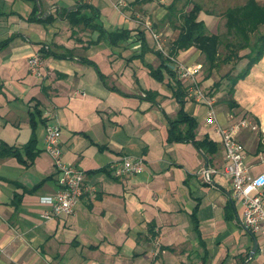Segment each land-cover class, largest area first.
I'll use <instances>...</instances> for the list:
<instances>
[{
  "label": "crops",
  "instance_id": "1",
  "mask_svg": "<svg viewBox=\"0 0 264 264\" xmlns=\"http://www.w3.org/2000/svg\"><path fill=\"white\" fill-rule=\"evenodd\" d=\"M124 1L121 14L118 0H0V142L22 151L34 138L36 153L29 166L0 159V264H264V237L242 228L230 181L218 174L208 184L202 180L203 167L226 165L205 106L188 98L144 26L152 19L170 47L179 34L166 20L173 0ZM192 1L201 6L206 29L221 10L247 2ZM81 6L97 10L104 31L129 35L111 42L73 26L69 14ZM41 51L50 55L36 77L27 61ZM176 57L200 67L195 47ZM176 81L186 92L183 102ZM210 82L213 88L218 81ZM181 109L196 124L194 140H207L210 152L169 140V121ZM241 119L255 127L236 140L256 177L264 174V54L236 82L231 101L216 107L223 127ZM48 124L60 129L63 162L84 177L73 213L45 220L49 208L40 199L55 194L59 177L44 151ZM123 158L142 159V171L113 176L110 165Z\"/></svg>",
  "mask_w": 264,
  "mask_h": 264
},
{
  "label": "built area",
  "instance_id": "2",
  "mask_svg": "<svg viewBox=\"0 0 264 264\" xmlns=\"http://www.w3.org/2000/svg\"><path fill=\"white\" fill-rule=\"evenodd\" d=\"M121 8L126 4L121 0L118 4ZM138 17V16H136ZM146 28V27H145ZM159 52L170 60L171 69L176 78L187 83L188 98L205 106L206 124L218 137L225 153L226 165L221 170L203 167L200 170L202 180L210 183L212 175L218 174L230 181L231 198L239 200L242 205L240 224L242 228L254 235L264 237V174L253 177L249 174V167L245 164L243 146L236 140L242 129L254 130L246 119H241L229 126H221L216 121L214 98L207 95L200 87L198 66H188L177 59L165 54L158 38L153 35ZM43 57L40 52L30 56L27 67L31 74L39 77L43 67ZM44 151L50 156L53 166L59 174L58 190L52 196L42 197L40 203L47 206L49 211L44 213L45 220L54 217L65 216L73 213L77 208L82 195L81 184L84 173L80 168L68 165L62 160L60 147V129L57 125L48 124L45 127ZM260 162L264 156H259ZM142 159L123 158L120 163L110 165L113 176H131L142 171ZM264 250V249H263Z\"/></svg>",
  "mask_w": 264,
  "mask_h": 264
},
{
  "label": "trees",
  "instance_id": "3",
  "mask_svg": "<svg viewBox=\"0 0 264 264\" xmlns=\"http://www.w3.org/2000/svg\"><path fill=\"white\" fill-rule=\"evenodd\" d=\"M179 2H181V0H173L167 7L168 15L166 20L172 24L173 20L177 19L176 13L181 12L179 14V18H181L182 22L179 27L178 37L169 47V53L171 55L176 56L181 51H185L190 47H195L207 63L208 69L206 77L208 78L212 71H214V69H216L220 64L228 65L231 62H238L239 58H243L242 56H239L238 53L245 49H249V53L244 57L248 61L247 64L229 83L228 94L232 96L236 82L243 79L250 72L251 68L261 60V57L264 54V34L258 35L256 38V42H259L258 44L255 43V46L252 48L250 45L251 33L255 32L258 25H264V5L260 6L253 0H247L243 6L230 9L228 8L223 13L226 27L225 37L228 40L226 43H222L219 35L207 34L204 22L198 19V15L202 11V8L198 3H195L192 0H185L181 9L178 10L177 4ZM189 6H191L190 9L186 11V13L182 14V11ZM83 10L88 11L89 15L81 13ZM68 18L73 26H83L84 28L97 30L101 35L108 37L111 42L125 40L129 35L126 31H122L120 33H108L104 31L102 26L97 22L99 20L98 12L93 7L81 6L74 13L69 14ZM139 34L143 46L147 49L148 45L143 32H140ZM221 45H223L227 53L226 55L220 56L219 48ZM4 46H6V43L2 47ZM40 53L43 59L50 55L48 52L44 51H41ZM159 55L162 57L160 53ZM162 63H164V66L167 67L164 61ZM151 73L153 75H157L154 71ZM176 84V96L181 102L182 98L186 96V92L178 81H176ZM220 85L221 83L218 81L213 85V89H218ZM182 127H184V134ZM195 128V122L191 120L181 109L179 111L178 118L174 121H169V140L171 142L190 141L197 149H199L200 152H210L212 146L207 140L202 142L194 140ZM34 148V138H31L27 146L22 151L0 142V159L5 157H14L17 158L23 165L29 166L31 165L30 161H32L36 155ZM22 153L24 154L26 160L22 159ZM27 160H29V162Z\"/></svg>",
  "mask_w": 264,
  "mask_h": 264
},
{
  "label": "rangeland",
  "instance_id": "4",
  "mask_svg": "<svg viewBox=\"0 0 264 264\" xmlns=\"http://www.w3.org/2000/svg\"><path fill=\"white\" fill-rule=\"evenodd\" d=\"M121 0H118V3L120 2ZM126 6H127V3L122 0ZM185 1V0H183ZM184 2H179L177 4V9L180 10L182 5H183ZM118 9H119V12L122 14L123 12V8H121L119 5H117ZM190 9V6L185 8L183 11H182V14L186 13V11H188ZM219 9V8H217ZM215 9L213 10L214 12H218V10ZM224 10V9H223ZM181 12H177L176 13V16H177V19H174L173 20V24L175 26V28H173V32L176 31H179V27L180 25L182 24L181 22V18H179V14ZM221 13H224V11L221 10ZM217 21L216 24H210L208 26V29H207V34H213V35H219L221 37V40H222V43H226V41L228 39H226L225 37V34H226V29L224 27V22H225V19L224 17H217L215 19ZM163 22H167V21H164ZM152 19H146V21L144 22V26L146 27V30L148 32V34L151 36L153 42H154V38H153V35H155L158 39V42L159 44L161 45L162 47V50L165 54H169L170 57L174 58V59H177L178 61H180L176 56H173L169 53V45H168V42L165 40L167 38H165L164 35H162L161 37L153 30L152 28ZM261 34H264V25H258V27L255 29V32L251 33V42H250V45H251V48L253 46H255V43H259L258 41L256 42V38L258 37V35H261ZM166 42H165V41ZM154 46H155V51L160 53L158 48H157V44H155L154 42ZM219 53H220V56H223V55H226V51L223 47V45H221V47L219 48ZM249 53V49H245L241 52L238 53L239 56H242L243 58H239L238 62L235 61L231 64H228V65H223V64H220L216 69H214V71H212L211 75L208 77L209 78V81L207 80L206 76H207V63L205 62L204 60V57L201 55V58L200 60H198V62L200 63V71H201V76H200V87L202 89H204L206 92H208V95L213 97L214 98V107H215V114H216V107L218 105H222V103H227L229 101H231V96L228 94V90H229V83L231 82V80L237 75V73L242 70L244 68V66L247 64V59L244 58L245 55H247ZM161 54V53H160ZM162 58H163V61L165 62V64L167 65V67H169L171 69V62L169 59H167L166 57H163V55L161 54ZM181 63L183 64H186L188 66H195V65H191L189 63H186V62H183V61H180ZM172 70V69H171ZM174 73V72H173ZM208 82H207V81ZM179 81V80H178ZM210 81H220L221 85L218 89H213L210 85ZM180 82H183L182 80H180ZM186 85V89H187V83L185 82L184 83ZM209 85V86H208ZM210 87V88H209ZM205 92V93H206ZM188 96V95H187ZM191 100V99H190ZM206 120V118H205ZM206 123V122H205ZM207 125V124H206ZM208 126V125H207ZM210 128V127H209Z\"/></svg>",
  "mask_w": 264,
  "mask_h": 264
}]
</instances>
